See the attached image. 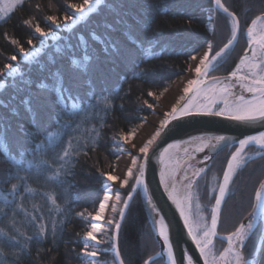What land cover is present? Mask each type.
Masks as SVG:
<instances>
[{
    "label": "trees",
    "instance_id": "trees-1",
    "mask_svg": "<svg viewBox=\"0 0 264 264\" xmlns=\"http://www.w3.org/2000/svg\"><path fill=\"white\" fill-rule=\"evenodd\" d=\"M70 1L80 0H23L16 5L4 19L7 25L0 22V69L16 53L6 36L18 38L22 46L29 38L36 42L24 21L46 27L44 19ZM222 1L238 16L241 31L213 67L217 73L233 67L246 45V28L264 10V0ZM213 19L210 33L206 24ZM230 32V17L216 11L213 0H103L10 79L0 91V211L7 210L6 216L0 213V264L80 262L77 238L84 224L77 214L99 203L103 173L111 171L116 156L114 140L147 115L154 96L186 70L196 44L213 40L217 48L231 38ZM88 77L94 85L86 83ZM233 148L218 153L201 180L208 176L219 182ZM260 151L256 146L245 149ZM263 175L264 152L237 168L221 207L219 234H227L248 213ZM260 227L258 223L249 236L246 252ZM63 228L71 233L64 239L66 248L62 242L54 244ZM214 244L221 249L225 243L216 238ZM41 247L40 256L33 257ZM118 248L123 264H144L157 253L137 193L120 225ZM149 264L165 263L157 256Z\"/></svg>",
    "mask_w": 264,
    "mask_h": 264
},
{
    "label": "snow or ice",
    "instance_id": "snow-or-ice-1",
    "mask_svg": "<svg viewBox=\"0 0 264 264\" xmlns=\"http://www.w3.org/2000/svg\"><path fill=\"white\" fill-rule=\"evenodd\" d=\"M22 2L23 0H14L12 5L0 7V12L6 13L10 7H14L16 3ZM214 3L216 7L231 17V38L228 39L218 51H215L214 55H210L211 49L206 51L202 48L200 50L203 53L202 56L193 57V60L199 59V63L196 64L194 69L196 78L187 80V84L183 87V94L172 104L171 109L163 114V119L160 121L154 134L139 147V154L144 157V161L138 162L137 156H131L134 163H131V165L127 167V171L129 167H131L132 175L128 176L127 179L128 181L129 178L135 179V183L131 184L132 190H134L137 185L144 184V173L150 150L154 151L159 148V141L162 139L166 130L169 129V126L174 122H182L199 117H215L239 125L250 126L259 124L264 126V10H261L260 15L252 19L247 27L245 33L247 47L243 49V54L239 56V60L235 63L234 69L223 78L208 77L209 68L215 66L213 62L218 61V58L224 57L226 50L233 45L238 33L241 31V25L236 15L229 12L228 7H226L221 0H214ZM88 4L89 0H84L82 4L69 3V6L77 12H81ZM47 19L59 25L61 21L67 22L69 17L48 15ZM24 22L30 26L33 24L31 20ZM191 22V20H186V23L190 24ZM37 28H39V31H37ZM33 29L41 36L46 35V30L41 28L39 23H36ZM5 39L8 43L17 48L21 54L25 56L30 55L18 38L8 40L6 36ZM27 44L33 45V40L31 38L27 39ZM112 51H116L114 46ZM8 59L10 61H16L17 56L13 54L8 57ZM85 59H88V57H85ZM11 69V63H7L3 66V69H0V72ZM148 95L151 96L152 93L148 92ZM149 107H151V105H149ZM29 111H31V109H29ZM23 131L25 134H29L25 129H23ZM36 131L37 133L39 132L38 126ZM133 135L134 133L132 132L122 134L120 140L127 141L131 139ZM228 139L229 138L224 135H216L210 139L204 135H189L186 139H176L167 143L166 146L159 151V163L161 165L159 170L160 184L164 188L168 200L171 201L178 211L184 228L195 250L198 252V256L196 257L186 252L184 256V262L186 261V264H201V262L202 264H243V254L241 251L242 242L245 240V236L249 230L253 228L257 217L261 215V210H264V179H261L259 187L255 189L254 200L256 203L251 205V213H253V215L248 216L247 222H245L243 218L237 222H233L232 230L228 231L226 235L227 246L224 247L218 255L213 252L212 238L219 234L218 224L221 221V206L225 199V193L229 190L233 174L244 162L242 150L245 145L251 143H255L264 149V131H259L256 135H248L239 139V146L235 147L230 157L227 158L226 167H224L222 173V181L218 182V192L214 194V203L211 204L210 207V222L206 221L203 215L196 214L194 216L192 212L193 191L198 183L197 178L204 173L205 169L198 168L193 171L191 175L182 169H178L176 167L175 158L179 157V152H174L173 150L184 147L185 145L200 144L202 147L195 148V152L199 153L214 149L220 142L227 143ZM211 140H214L215 143H211ZM135 147L136 145L133 144L132 148ZM184 156L191 158V153L187 148L184 150ZM210 159L211 157L209 155L203 157L204 162ZM189 167H191V165H189ZM134 169H136V171H134ZM181 171H183V174L178 175ZM103 175L106 177V180L110 182V187L119 180V177L113 175L111 172H105ZM126 186L127 185L124 187ZM110 187L109 190L104 192L98 207L90 217L93 223L90 228L83 233V237L86 241L96 243L104 242L97 237V233L104 231V229L103 226L96 221L105 219V210L109 207L108 202L111 195ZM119 187L122 188L120 186V181ZM131 192L128 196L122 197L120 192L116 191L115 196L117 203L110 205L112 213H118L120 217V219L113 218L108 221L109 225L114 224V229H112V235L109 241L113 244L119 264H123L118 248L119 228ZM121 202L123 207L119 206ZM196 207L199 209L200 205L197 204ZM0 213L6 216L7 210L4 209L0 211ZM157 217L154 224L157 228L158 236L162 238L164 248L167 251L171 264H176L168 236L167 222L164 220L162 214H159ZM40 233L41 235L44 234L43 225L40 228ZM80 252L92 258L88 264H96L95 258L99 255L97 251H88V246L85 244V246L80 249Z\"/></svg>",
    "mask_w": 264,
    "mask_h": 264
},
{
    "label": "bare ground",
    "instance_id": "bare-ground-1",
    "mask_svg": "<svg viewBox=\"0 0 264 264\" xmlns=\"http://www.w3.org/2000/svg\"><path fill=\"white\" fill-rule=\"evenodd\" d=\"M103 0H89V4H88V6H86L85 7V9L82 11V13L81 14H83V15H86L85 13H89V14H91L92 12H94V10L95 9H97V7L101 4V2H102ZM84 2V0H80L79 2H74V1H70V2H68V6L62 11V9L61 10H54V12L52 13V14H49V15H57L58 17H62V16H70V14H71V11H72V8L69 6V3H76V4H81V3H83ZM221 2L224 4V2L221 0ZM213 5H214V8L216 9V11H218V12H221V13H224L222 10H220L218 7H216V5H215V3H214V0H213ZM226 6V5H225ZM226 7H228V6H226ZM228 9H229V12H232V13H234L235 15H236V13L233 11V10H231L229 7H228ZM225 15H227L228 17H230L228 14H226V13H224ZM236 17H237V19H238V16L236 15ZM84 18H86V17H84ZM83 18V19H84ZM83 19H81L80 21H82ZM29 20V19H28ZM230 20H231V17H230ZM27 21V20H26ZM216 21V20H215ZM4 27L7 25V21H3L2 23H1ZM209 24H211V27L212 28H214V19L212 20V21H208L207 22V24H206V27H207V29H208V26H209ZM27 26H28V29H27V31H29V33H31L33 36H37V41L36 42H34L33 43V45H28L27 44V46H23L24 48H25V50L28 52V53H30V55H28V56H30V58H27V57H25V55H23V54H21L19 51H18V49L16 48V53H14V54H16V56H17V60H16V68L18 67L19 68V70L16 72V70L15 71H13L12 73H9V74H5V73H7L6 72V70H4L3 72H0V91L9 83V81H10V79L12 78V77H14V76H16L17 74H19V73H21V70L22 71H24V69H25V65H28V64H30V63H32L33 61H35L37 58H38V55L39 54H43L46 50H48V48L51 46V45H54L55 44V42L59 39V37L61 36V34L63 33V32H67V30H64V31H61V33L56 37V38H54V39H50L49 41H46V40H44L45 39V37H43V36H41L40 34H38V33H36L35 31H34V26H35V24H32V26H30V25H28V24H26ZM75 25H77V24H74V25H72V27L71 28H69L68 29V31H70ZM41 28H45V27H41ZM38 29V28H37ZM247 29V28H246ZM56 31V30H55ZM60 31V30H59ZM246 31V30H245ZM65 36V35H64ZM63 36V37H64ZM61 38V37H60ZM27 42V41H26ZM209 43H211V42H213V40L212 41H208ZM227 42V41H226ZM226 42H224V43H226ZM224 43H222L220 46H218L217 48H216V45H213V43H211V45L213 46V47H215V51H218L219 50V48L220 47H222L223 46V44ZM234 43V42H233ZM245 47H247V42H246V45H245ZM244 47V48H245ZM243 48V49H244ZM57 49H61V48H59V47H57ZM243 49H242V51L240 52V54H239V56L240 55H242L243 54ZM204 50H206L205 48H204ZM207 51V50H206ZM215 51H211L210 52V55H214V53H215ZM195 52H191V54L189 55V57H188V63H187V66H188V69H187V72H185V74H182L181 76H179L172 84H171V86L170 87H168L165 91H164V93H163V95L161 96V98L158 100V103H157V105L153 108V110H152V114L150 115V117L149 118H147L146 119V121L144 122V123H142L138 128H136L135 129V132H134V135H133V139H132V141L129 143V144H127L126 145V147H125V152H124V154H122V155H120L118 158H117V156H118V152L116 151V147H118L119 146V139L117 140H114V141H116L117 143H118V145L115 147V148H111V150H115V152H116V156L114 157V159H113V162H112V164H111V171L110 172H112V174L113 175H117L118 177H119V180L118 181H116L114 184H112L113 185V187L112 188H110V191H111V195H110V199H109V202H108V204H109V207L108 208H106V210H105V219L104 220H102V221H100L101 222V224H103V223H105L106 221H107V219H108V216H109V214L111 213V207H110V205L111 204H113V201H114V198H116V196H115V193H116V191H119V181H120V186H122V183L124 182V180H125V178L129 175V173H130V170L132 169L131 167H129V169H128V171H127V167L128 166H130L131 165V163H134V161H133V158L131 157L132 155H135V156H137V158H138V162H141L142 161V158H143V156L141 155V154H139V147L140 146H142V144H143V142H146V140L147 139H149L150 138V136L152 135V134H154V132H155V130H156V128L159 126V123H160V121L163 119V114L164 113H166L167 111H169L170 109H171V106H172V104L173 103H175V101L177 100V99H179V96L180 95H182L183 94V87L187 84V80L188 79H194V78H196V74H195V71H194V69H195V66H196V64H198L199 63V59L197 58V59H195V60H193V57L194 56H197V57H199V56H202V52L200 51V52H197V53H195ZM239 56H238V60H239ZM219 59V58H218ZM237 62V61H236ZM235 62V63H236ZM213 64L214 65H216L217 64V61L216 62H213ZM18 65V66H17ZM21 65H24L22 68H21ZM234 67H235V64L233 65V67L228 71V72H226V73H217V72H212L213 71V67H210L209 68V71H208V77H211V76H217V75H220V74H227V73H229V72H231L233 69H234ZM179 75V74H178ZM205 78H207V77H205ZM88 85H94L95 83H94V80L91 78V77H88L87 78V82H86ZM116 83H114V84H112L111 86H113V85H115ZM106 87H110V86H108V85H105ZM158 95H155L154 96V99H155V97H157ZM152 105V104H151ZM145 116V115H144ZM143 116V117H144ZM143 117H141V119H140V121L143 119ZM139 121V122H140ZM138 122V123H139ZM138 123H135L131 128H129L128 129V131H126V132H124L125 134H127L128 132H130L131 131V129L136 125V124H138ZM137 127V126H136ZM133 144H135L136 145V147L135 148H132V145ZM255 144V143H254ZM239 146V144L237 145V147ZM246 146V145H245ZM244 146V147H245ZM259 146V145H258ZM109 147V150H110V146H108ZM197 147H202V145H200V144H192V145H185L184 147H181V148H179V149H174L173 151L174 152H176V151H178L179 152V157H177V158H175V162H176V167L178 168V169H182L183 171H186L189 175H191V173L193 172V171H195L196 169H198V168H204L205 169V171H206V169H207V167L209 166V164L211 163V161L214 159V157H216L217 156V154L207 163V165L205 166V162L203 161V155H202V153L201 152H195V148H197ZM247 147V146H246ZM245 147V148H246ZM185 148H187L188 150H189V152L191 153V158H189V157H185L184 156V150H185ZM244 148V149H245ZM243 149V150H244ZM242 150V151H243ZM253 155H254V157L255 156H257V155H260V154H258L257 152H255V153H253ZM139 156V157H138ZM182 158V159H181ZM189 165H191V167H189ZM135 171H136V169H135ZM183 171H181L180 173H178V175L179 174H183ZM204 171V172H205ZM127 172V173H126ZM125 173H126V175H125ZM202 174H204V173H202ZM201 174V175H202ZM201 177V176H200ZM200 177H198L197 178V180H198V183H199V180H200ZM105 179H106V177L104 176L103 177V180H102V183H101V188H102V186H104V181H105ZM261 179H264V175L262 176V178ZM260 179V180H261ZM260 180L258 181V184L256 185V187H255V189L256 188H258L259 187V182H260ZM135 181V179L133 178V182ZM132 182V183H133ZM198 183L196 184V186H195V188L198 186ZM255 189H254V193H255ZM102 192H103V189H102ZM131 192V191H130ZM129 192V193H130ZM216 192H217V189H216ZM215 192V193H216ZM128 193V194H129ZM135 195V193L133 194V196ZM133 196H132V198H133ZM139 197V196H138ZM131 198V199H132ZM211 202L212 203H214V195H212V197H211ZM210 202V203H211ZM223 203L224 202H222V205H223ZM98 205V204H97ZM97 205L93 208V209H85V210H81V211H79L78 212V217H79V219L83 222V224H84V232H85V229H86V221H84L83 220V218H82V215H84V214H86V213H91V212H93L95 209H96V207H97ZM142 205V204H141ZM121 207H123V204H121ZM143 207V206H142ZM222 207V206H221ZM250 210H251V208H250ZM249 210V211H250ZM127 211V210H126ZM144 211V210H143ZM248 211V212H249ZM126 213V212H125ZM145 213V212H144ZM248 214V213H247ZM246 214V215H247ZM246 215H245V217H246ZM253 215V214H252ZM244 217V218H245ZM243 218V219H244ZM124 219V218H123ZM262 220H263V222H262ZM122 222H123V220H122ZM121 222V223H122ZM258 223H261V229L260 230H262V224H264V210H261V215L260 216H258L257 217V219H256V222H255V226H257V224ZM259 230V231H260ZM83 232V233H84ZM83 233L80 235V236H78V240H79V242H80V244H81V246H80V249L82 248V246L83 245H85V241H84V238H83ZM67 236H71V233H70V231L69 230H67V229H65V228H63L62 229V231H61V240H56L55 241V243L54 244H57L58 243V245L60 246L61 245V242H62V245H63V247H67V246H65L66 244L68 245V243L64 240ZM154 236V235H153ZM219 236V234L217 235V236H215V237H213L212 238V241L213 240H215L217 237ZM155 238V237H154ZM225 240H226V236H225ZM226 242H227V240H226ZM247 242V236H246V238H245V240H244V242L243 243H246ZM260 242V241H259ZM80 251V250H79ZM159 251V245H158V250H157V252ZM41 252H43V248L41 247V248H37L36 249V251H34L33 253H32V256L33 257H39L40 256V254H41ZM112 253L114 254V255H116V253H115V250H114V248H113V245H112ZM164 255H165V257H166V261L168 262V264H171V261L169 260V257H168V255H167V251H166V249L164 250ZM162 257V256H161ZM27 259H28V257H26ZM149 259V257L144 261V264L147 262V260ZM162 259H163V261H164V263H165V260H164V258L162 257ZM151 262V261H150ZM149 262V263H150ZM249 262H251L250 264H264V245L263 246H259V244H258V247H257V250H255V254H253V256H251L250 257V259H249ZM148 263V264H149ZM243 264H245V262H244V259H243Z\"/></svg>",
    "mask_w": 264,
    "mask_h": 264
},
{
    "label": "water",
    "instance_id": "water-1",
    "mask_svg": "<svg viewBox=\"0 0 264 264\" xmlns=\"http://www.w3.org/2000/svg\"><path fill=\"white\" fill-rule=\"evenodd\" d=\"M227 74H220L211 77L223 78L227 76ZM259 131H264V126L259 124L250 125V126L239 125L215 117L193 118L187 121L174 122L172 125L169 126V129L166 130L162 139L159 141V148H157L154 151L150 150L149 159L144 173V184L137 185V187L134 190H132L129 202L127 204L128 207L133 194L137 192L140 202L143 206V210L145 212L146 218L148 220V224L150 225L155 240L159 245V251L154 255L150 256L145 264H148L151 260H153L157 256H162L165 260V263L168 264V262L166 261V257L164 255L165 248L162 238L158 236L157 228L154 224V221L158 218L157 216L159 214H162L164 220L167 222L168 236L171 242V248L173 250V256L176 260V264H186V261L184 262V256L186 252H188L190 255L194 257L198 256V252L195 250L194 245L192 244V241L189 238V235L184 228L183 222L179 217L178 211L175 209V206L171 203V201L168 200L167 194L165 193L164 188L160 184L159 170L161 168V165L159 163V151L164 146H166L167 143H170L176 139H186L187 136L189 135H204L209 139L216 135H224L228 137L229 139L227 143L220 142V144H217L214 149H209L204 152H201L203 156L209 155L212 159L217 153H219L224 148L232 145H238L239 139H242L248 135H256ZM211 143H215V141L211 140ZM249 145H256V144L251 143ZM143 161H144V157L142 158L141 162ZM209 161L205 162V166ZM255 203L256 202L253 197L252 205H254ZM127 207L124 211L123 218L125 216ZM251 211L252 208L244 218L245 222L247 221L248 216L253 214L251 213ZM263 245H264V224H262V230H261L260 242H259L260 247Z\"/></svg>",
    "mask_w": 264,
    "mask_h": 264
},
{
    "label": "rangeland",
    "instance_id": "rangeland-1",
    "mask_svg": "<svg viewBox=\"0 0 264 264\" xmlns=\"http://www.w3.org/2000/svg\"><path fill=\"white\" fill-rule=\"evenodd\" d=\"M13 3H14V0H0V7H3L4 5H12ZM19 4L20 3H16L15 6L19 5ZM14 7H10L9 10H7L6 13L5 12H0V22L3 21L8 16L10 11ZM81 13H82V11L81 12H77L74 9H72L70 16H68L69 20L67 22L61 21L59 23V25L52 23L47 18L44 19L43 22L47 24V26L45 28H43V29L46 30V35L43 36V37H45L44 40L49 41L50 39L56 38L61 33V31H64V30L68 31V29L71 28L72 25L79 23L81 19H83L84 17H87L89 15V13H85L86 15H83ZM208 30L210 31V33H213L214 30L211 27V24H209ZM37 31H39V28L37 29ZM245 33H246V31H245ZM245 37H246V34H245ZM246 40H247V38H246ZM203 41L204 40H201V42L199 44H196L194 49L196 47L197 48L195 50L193 49L192 52H195V53L200 52V50L202 48L203 49L205 48L206 50L211 49V51L213 52V46L211 45L212 42L209 43L208 41L207 42H203ZM11 55H13V54H11ZM25 57H27V56H25ZM27 58H30V56H28ZM236 61L238 62V59ZM9 63H11L12 69L11 70H6L7 73H5V74L12 73L15 70L17 72L19 70L18 67L16 68V61H10ZM187 69H188V66H187V68H186V70L184 72H182L179 75H177L170 83L167 84V86L161 91V93L157 97H155V99L153 101V104L149 108V112L147 113V115H145L143 117V119L131 129L130 132L134 133L135 129L138 128L142 123H144L146 121L147 118L150 117V115L152 114L153 108L157 105L158 100L161 98V96L163 95L164 91L168 87H170L171 84L179 76H181L182 74H185V72H187ZM132 139H133V136H132L131 139H129L127 141H121L119 139V146L116 149V151L118 152L117 153L118 154L117 158L120 155L124 154V152H125L124 150H125L126 145L129 144L132 141ZM242 155H243V161H244L248 157L249 154L246 153V152L243 153V151H242ZM134 171H135V169H134ZM131 175H132V169L130 170V173H129L128 176H131ZM127 177L125 178L124 182L122 183V186H121L122 188H119V192H120L122 197H126L128 195V193L130 192L131 186H132L131 184L133 182V178H129V181H128ZM212 179H213V177H208V176H204L202 178V180L200 178L198 186L196 188H194L193 201H192V212H193V215L195 216L196 214H201V215L204 216L205 220L208 221V222H210V207H211V204H213L211 202V197H212V195L215 194L216 189L218 187V182H215L214 180L212 182ZM125 185H127V186L124 187ZM204 185H205V187H204ZM109 187H110V182H108L105 179L104 186H102L103 192H102V195H101V199L103 197L104 192L109 190ZM112 187H113V185H111L110 188H112ZM113 203H117L116 198H114ZM121 204H122V202L119 204V206H121ZM197 204L200 205L199 209H197V207H196ZM97 207H98V205H97ZM95 210L93 212H91V213H86V214L82 215L83 220L86 221V223H85L86 224L85 231L88 230L90 228L91 224L93 223V221L91 220L90 217H91L92 214H94ZM113 218L114 219H119V214L118 213L114 214L111 211V213L109 214L108 219H107V221L105 223L101 224L100 221H96L97 223H100L103 226L104 231H101V232L97 233V237H98L99 240H103L104 242L96 243V242H92V241H86L84 239L85 244H87V246H88V251H97L98 254H99L95 258L96 264H117V262L115 260V255L112 253V245L113 244H112V242L109 241V238L112 235V229H114V224L113 225H109L108 221L113 219ZM255 228H256V226L254 224L253 228L251 230H249V232L246 234L247 242L243 243L244 242L243 241L242 245H241V251H242V254H243V259H244L245 264H250L251 263V262H249V259H250L251 256H253V254H255V250H257V247H258V244H259V241H260L261 230L258 232L259 234H258L257 239H255L256 242L253 241L254 246H252V249L250 251L246 252L251 247V246L249 247L250 244H248V238L253 233ZM260 229H261V227H260ZM226 235L227 234H224V236H222L223 240L225 239ZM246 236H245V238H246ZM143 239H144L143 237L140 238V240L144 243L145 240L143 241ZM224 243L225 244H224V246L221 249H217L216 248L217 244H214V240H213L212 241V250H213V252L218 255L219 252L222 251L223 248L227 246V242L224 241ZM246 244H247V249H245L246 248L245 247ZM84 246L85 245H83L82 248ZM79 254H80L79 255L80 256V262L78 264H88V262L92 259L91 257L85 256L80 251H79Z\"/></svg>",
    "mask_w": 264,
    "mask_h": 264
}]
</instances>
